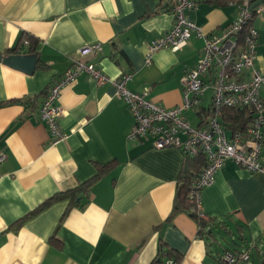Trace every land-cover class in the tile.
Listing matches in <instances>:
<instances>
[{
	"label": "crops",
	"instance_id": "crops-1",
	"mask_svg": "<svg viewBox=\"0 0 264 264\" xmlns=\"http://www.w3.org/2000/svg\"><path fill=\"white\" fill-rule=\"evenodd\" d=\"M236 12L198 0L188 17L212 35ZM173 19L169 0H0V55H37L30 74L0 61V264H151L161 249L178 264H221L227 249L249 253L238 264H264V171L225 161L202 189L204 237L189 213L172 215L185 156L152 148L149 137L129 139L134 117L112 83L83 73L62 89L59 122L68 136L56 145L39 118L43 93L91 46L98 47L83 58L114 79L131 73L130 91H146L164 107L180 104L204 39L192 35L144 62ZM252 24L255 68L264 73V11ZM210 97L207 91L185 112L192 127L200 126ZM81 185L87 189L74 203L59 200L33 213Z\"/></svg>",
	"mask_w": 264,
	"mask_h": 264
},
{
	"label": "built area",
	"instance_id": "built-area-1",
	"mask_svg": "<svg viewBox=\"0 0 264 264\" xmlns=\"http://www.w3.org/2000/svg\"><path fill=\"white\" fill-rule=\"evenodd\" d=\"M197 1L169 0L173 24L163 36L150 42L144 59L148 65L157 51L180 48L192 35L204 39L198 62L185 73L180 104L164 107L146 98V91H130L127 83L132 79L131 73L114 79L83 58L98 47L91 46L80 49L72 58L71 67L49 85L40 105L39 118L49 131L51 145H56L68 136L59 122L63 114L58 105L62 89L83 73L97 84L112 83L134 117L129 139L149 137L153 140L152 148H174L188 157L204 154L206 164L189 188L193 209L203 217L202 189L212 183L227 159L249 171H264V101L260 97L264 73L255 68L258 30L252 24L255 15L264 11V3L260 0L252 7L259 0H228L229 6L236 7L235 17L218 33L207 35L188 17V12L197 8ZM207 91L211 92V97L206 114L200 126L192 127L185 112L197 108ZM230 109H247L251 119L245 129H233L226 121V111ZM4 158L0 153V163ZM248 260L247 251L227 249L219 256L221 264ZM168 264L177 263L169 260Z\"/></svg>",
	"mask_w": 264,
	"mask_h": 264
},
{
	"label": "trees",
	"instance_id": "trees-1",
	"mask_svg": "<svg viewBox=\"0 0 264 264\" xmlns=\"http://www.w3.org/2000/svg\"><path fill=\"white\" fill-rule=\"evenodd\" d=\"M227 1L228 0H211L212 3L216 4H225ZM262 2L264 3V0H262ZM46 93V91L43 93V98L45 97ZM31 101L32 102L25 100L24 103L28 104L29 106H32L35 104V100ZM250 119L251 115L247 111V109H230L226 111V121L231 123L233 129H245ZM205 164L206 157L204 156V154H199L196 157L185 156V160L183 162V169L179 178L178 194L175 199V203L172 210V215L181 211L189 213L200 225L201 228L199 230V233L204 237L208 236L209 234V231L206 229V224H208V220H205L204 216L199 217L194 211L193 202L189 198V188L192 182L195 181L196 178L199 176L200 171ZM99 170L97 171V175L93 177V179L100 174ZM86 189V186L84 187V185H81L75 189L55 194L54 196L45 200L41 205H39L33 211V213L41 211L53 202L59 200L70 199V201L74 203L80 193L82 191H85ZM169 260H172L173 262L177 263V260L172 259V256L169 254V252H165L163 249H161L158 257L155 258L151 264H168Z\"/></svg>",
	"mask_w": 264,
	"mask_h": 264
},
{
	"label": "water",
	"instance_id": "water-1",
	"mask_svg": "<svg viewBox=\"0 0 264 264\" xmlns=\"http://www.w3.org/2000/svg\"><path fill=\"white\" fill-rule=\"evenodd\" d=\"M260 2L257 1L252 5V7L256 6ZM0 61L4 64L9 65L11 67L21 69L26 73H32L36 67L37 55L35 53H27V54H15L11 53L8 55H0Z\"/></svg>",
	"mask_w": 264,
	"mask_h": 264
},
{
	"label": "rangeland",
	"instance_id": "rangeland-1",
	"mask_svg": "<svg viewBox=\"0 0 264 264\" xmlns=\"http://www.w3.org/2000/svg\"><path fill=\"white\" fill-rule=\"evenodd\" d=\"M259 14H260V13H259ZM256 16H258V14H257V15H255V17H256ZM206 96H207V95H206Z\"/></svg>",
	"mask_w": 264,
	"mask_h": 264
}]
</instances>
